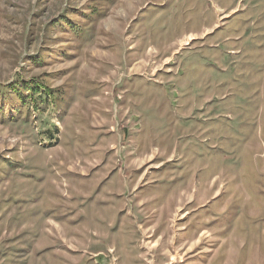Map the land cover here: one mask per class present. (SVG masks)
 <instances>
[{
    "label": "rangeland",
    "instance_id": "obj_1",
    "mask_svg": "<svg viewBox=\"0 0 264 264\" xmlns=\"http://www.w3.org/2000/svg\"><path fill=\"white\" fill-rule=\"evenodd\" d=\"M115 1L0 0V264H264V0Z\"/></svg>",
    "mask_w": 264,
    "mask_h": 264
},
{
    "label": "crops",
    "instance_id": "obj_2",
    "mask_svg": "<svg viewBox=\"0 0 264 264\" xmlns=\"http://www.w3.org/2000/svg\"><path fill=\"white\" fill-rule=\"evenodd\" d=\"M118 2H119V0H118ZM118 2L115 1L113 3V7L112 8L110 7L111 9L108 7L109 12L115 6L118 5L117 4ZM109 12H107V13L109 14ZM205 193H202V194H205ZM120 195H121L120 193H118V194L115 193V196L120 198V200H121V198H123L124 195H121V196ZM124 202H125L124 208L126 209V217L131 223V228H132L133 232L137 233V235L140 236L139 247L141 246L142 250H144L145 247L143 245H144L145 241L143 240L142 229H143V226H145L147 224L146 223L148 221L147 218H149V216L145 217V215L149 214L150 212H148V211L145 212V210H144L145 213H142L141 210L144 207H142V209L139 210L140 204H142V206H144V201L139 202V203H137L135 205L131 204V208L128 207L126 199L124 200ZM211 203H212V201H209L207 203H200L199 201L194 200L193 202H191L189 205H187L186 207H184L181 210H179L177 208V206H176L170 212L168 217L164 216V217L160 218L159 225H158L157 230H156V232L158 231L157 234H159L161 231L164 232V230L169 227L170 221H171L170 220V216L175 214L174 212L177 210L179 212V214H181V216H182V218L180 217V219L177 221V223H178L177 226H182L183 230L178 233V236L176 235L177 237H176V241L175 242L179 243L181 245H185V244H188V243L192 242V240H194V237L192 236L191 233L190 234L187 233L189 231L190 227H191L190 224L192 222V219L194 221H196L195 224L197 225L196 228H193V229H195V232L193 233V234H195V236L196 235H198V236L201 235L202 236V234H204V232H206L207 230H210L212 228V226L215 225V222H219L218 217L220 215L216 214L217 213L216 207L213 208L211 211H208V212L205 211L206 206L210 205ZM221 207H223V206H221ZM189 209H191L190 212H189ZM201 210L204 211L203 216H201L199 214V212ZM153 211H155V209ZM164 221H165V224H164ZM162 223H163V225L165 227L162 226ZM210 223H212L211 227L208 226V224H210ZM219 226H221V225H219ZM216 227L219 229L218 226H216ZM171 232H172V229H170L166 233L170 234ZM183 233H187L190 237L188 236V238L186 237V238L182 239L181 235ZM198 254H201V255L200 256H197V254L191 255V256H189V258L185 262L183 261L181 264H206L207 262H209V258L213 255L212 253H201V252H199ZM172 264H178V262H176V263L173 262Z\"/></svg>",
    "mask_w": 264,
    "mask_h": 264
}]
</instances>
